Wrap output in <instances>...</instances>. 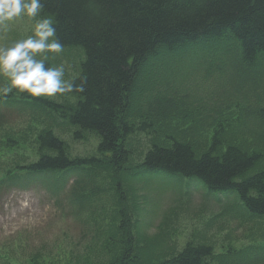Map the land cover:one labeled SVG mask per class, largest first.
<instances>
[{
  "label": "trees",
  "instance_id": "obj_1",
  "mask_svg": "<svg viewBox=\"0 0 264 264\" xmlns=\"http://www.w3.org/2000/svg\"><path fill=\"white\" fill-rule=\"evenodd\" d=\"M41 3L40 17L52 20L63 45L58 55H65L67 66L75 69L68 80L83 83L84 91L57 99L19 91L0 96V104L7 102L19 116L37 119L32 108H38L45 122V128L30 135L7 134L9 149L30 141L33 156L6 166L0 187L42 186L39 182L59 198L76 174L68 195L77 210L85 212L93 198L100 215L113 220L106 222L90 264H105V255L106 264L226 262L214 243H204L193 232L181 250L143 263L138 252L155 250L162 239L156 243L147 237L148 226L136 232L139 207L148 196L133 177L143 174L152 180L162 171L199 179L205 185L203 201L212 203L209 196L214 197L217 211L231 217L245 214L249 223L264 218V168L257 167L264 164V0ZM49 54L47 66L59 63L57 53ZM177 66L202 83L166 75ZM181 85L188 90L172 91ZM135 95L142 104L134 103ZM3 115L0 108V122ZM58 130H71L74 141L94 138V150L75 152ZM228 193L233 200L222 204ZM110 194L118 201L116 208L104 205ZM183 196L186 204L193 202L192 194ZM174 208L161 224L168 218L181 221ZM164 225L162 232L170 236ZM232 250L237 260H244L243 249Z\"/></svg>",
  "mask_w": 264,
  "mask_h": 264
},
{
  "label": "rangeland",
  "instance_id": "obj_2",
  "mask_svg": "<svg viewBox=\"0 0 264 264\" xmlns=\"http://www.w3.org/2000/svg\"><path fill=\"white\" fill-rule=\"evenodd\" d=\"M39 19H41L39 14L34 19L24 16L8 22L7 27L0 26V47L11 46L13 42L32 35L34 24ZM44 55L52 57L49 53ZM36 58L42 59L43 56L37 55ZM57 58L60 60L59 63L53 65H64V79L68 80L74 76L75 69L67 66L65 55L64 57L58 55ZM79 59L80 55H77V60ZM175 68L172 72H168V70L166 75L174 76L180 80L179 82L190 78H192L193 83H197L195 85L201 82L200 78L183 73L182 66ZM5 82V79L0 77V85ZM180 87L172 88V91L178 90V94H182L189 88L183 85ZM13 91L18 92L15 89ZM60 96L57 95L52 99H57ZM133 100L137 106L139 103L142 104L141 97L138 95L133 96ZM2 106L4 107L3 116L5 119L3 118L0 122V174L5 172L6 166L11 167L17 162H22L25 156H33L30 141L22 142L18 147L9 149L5 143L7 134L15 133L17 136L22 137L24 136L21 135L23 133L30 135L34 130L45 128L44 117L38 108L34 106L32 108L36 111L37 120L29 118L27 115L19 116L9 113L5 109H10L7 102H4ZM201 107L204 110L207 108L205 106ZM38 117H42L43 120ZM56 132L66 138L72 144L75 152L79 154L84 155L94 150L96 144L94 138L85 141H74L70 138L71 130L68 132L58 130ZM145 176L147 175L138 174L133 178L141 180L143 186H149L147 196L154 198L157 202L159 195L154 191V188L155 185H160L161 182L144 178ZM186 183L192 185L197 184V181L187 180ZM167 185H163L162 190L160 189V193L164 197L161 204L165 203L167 195L165 191L170 187L169 180ZM172 185L177 187L179 193L181 192L180 186ZM68 189L69 185L63 189L59 198L43 186H31L27 190L14 189L6 191L5 188L0 189V264H34L42 261L44 264H90L88 261L95 260L97 256L95 251H99L95 249V246L99 245L101 241L106 222L112 224L113 220L100 215L102 209L93 198L89 199L87 210L82 213L79 212L78 207L76 208L73 200L68 195ZM167 197V202L162 206L156 222L151 225L146 223L152 217V210L149 207L151 203L150 205H144L141 208L143 209L141 210L142 213L138 215L141 224L135 227L136 232L140 234L147 225V237L153 238L156 243L162 239L155 246V250H140L138 252L143 263H150L153 260L162 258L168 253L175 252L174 250H181L185 242L191 238L193 232L201 241L204 239L205 242H214L218 251H224L230 244L236 248H242L252 241V232L256 225L254 223L247 224V220L244 218L241 222L240 218L242 217L239 213H235V216L231 217L217 211L219 207L216 204H211L208 209H200V207H197L198 203L191 202L177 207L178 211L176 212H178V219H181V221L175 222L168 218L165 223L168 225L167 229H170L171 234L170 236L164 235L167 233L162 232L165 223H161L166 217L163 210L166 209L167 205H171L170 201L172 199L169 195ZM104 205L111 209L116 208L118 201L115 195H107ZM105 256L104 263L106 264L109 257ZM248 258V254L243 257L245 261ZM226 263L231 264L233 260L226 261L223 264Z\"/></svg>",
  "mask_w": 264,
  "mask_h": 264
},
{
  "label": "clouds",
  "instance_id": "obj_3",
  "mask_svg": "<svg viewBox=\"0 0 264 264\" xmlns=\"http://www.w3.org/2000/svg\"><path fill=\"white\" fill-rule=\"evenodd\" d=\"M43 8L41 0H0V26L24 16L34 19ZM63 45L57 37V29L48 17L34 24L32 35L19 39L11 46L0 47V96H7L14 89L31 97L54 98L75 91H84L83 83L65 80V67L47 66L46 53H61ZM42 55V59H37Z\"/></svg>",
  "mask_w": 264,
  "mask_h": 264
}]
</instances>
